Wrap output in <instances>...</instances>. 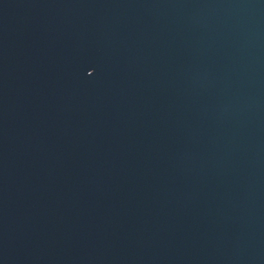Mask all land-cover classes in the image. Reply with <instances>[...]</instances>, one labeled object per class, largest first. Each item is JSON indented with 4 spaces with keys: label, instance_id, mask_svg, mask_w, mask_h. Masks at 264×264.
Masks as SVG:
<instances>
[{
    "label": "water",
    "instance_id": "95a60500",
    "mask_svg": "<svg viewBox=\"0 0 264 264\" xmlns=\"http://www.w3.org/2000/svg\"><path fill=\"white\" fill-rule=\"evenodd\" d=\"M0 264H264V0H0Z\"/></svg>",
    "mask_w": 264,
    "mask_h": 264
}]
</instances>
